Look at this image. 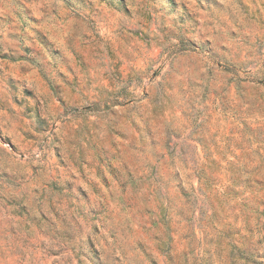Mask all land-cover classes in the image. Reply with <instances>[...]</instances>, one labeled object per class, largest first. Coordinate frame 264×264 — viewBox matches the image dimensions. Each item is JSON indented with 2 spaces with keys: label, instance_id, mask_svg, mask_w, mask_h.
Instances as JSON below:
<instances>
[{
  "label": "clouds",
  "instance_id": "1",
  "mask_svg": "<svg viewBox=\"0 0 264 264\" xmlns=\"http://www.w3.org/2000/svg\"><path fill=\"white\" fill-rule=\"evenodd\" d=\"M0 264H264V0H0Z\"/></svg>",
  "mask_w": 264,
  "mask_h": 264
}]
</instances>
